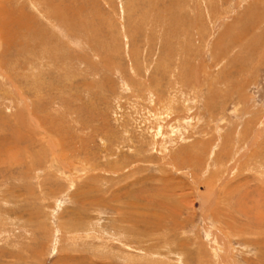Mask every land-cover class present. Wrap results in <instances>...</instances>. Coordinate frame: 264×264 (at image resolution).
<instances>
[{
    "label": "rangeland",
    "instance_id": "obj_1",
    "mask_svg": "<svg viewBox=\"0 0 264 264\" xmlns=\"http://www.w3.org/2000/svg\"><path fill=\"white\" fill-rule=\"evenodd\" d=\"M0 264H264V0H0Z\"/></svg>",
    "mask_w": 264,
    "mask_h": 264
}]
</instances>
